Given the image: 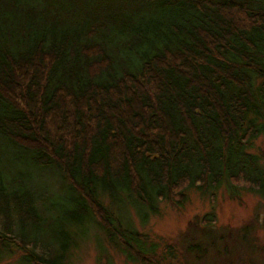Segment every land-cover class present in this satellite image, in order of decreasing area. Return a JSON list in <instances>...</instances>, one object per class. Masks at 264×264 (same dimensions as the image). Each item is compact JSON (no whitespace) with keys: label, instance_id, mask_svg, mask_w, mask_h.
Instances as JSON below:
<instances>
[{"label":"trees","instance_id":"16d2710c","mask_svg":"<svg viewBox=\"0 0 264 264\" xmlns=\"http://www.w3.org/2000/svg\"><path fill=\"white\" fill-rule=\"evenodd\" d=\"M258 135L264 0H0V264L100 239L157 264L133 216L187 188L264 198Z\"/></svg>","mask_w":264,"mask_h":264},{"label":"rangeland","instance_id":"374dc122","mask_svg":"<svg viewBox=\"0 0 264 264\" xmlns=\"http://www.w3.org/2000/svg\"><path fill=\"white\" fill-rule=\"evenodd\" d=\"M251 150L264 152V135L253 140ZM238 182L244 185L243 180ZM186 192L187 198L181 205L161 201L158 214L152 215L144 225L133 216L134 226L157 242L152 257L155 263L264 264V198L245 188L230 196L223 184L212 195L191 188ZM205 215L214 218L210 224L214 237H204L198 245L188 233L193 221H205L202 220ZM196 216L200 219H195ZM182 241L192 253L182 248ZM169 247L171 253L167 251ZM72 260L73 264H130L103 239L84 240L74 249ZM1 264L18 263L13 255Z\"/></svg>","mask_w":264,"mask_h":264}]
</instances>
